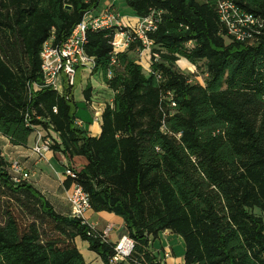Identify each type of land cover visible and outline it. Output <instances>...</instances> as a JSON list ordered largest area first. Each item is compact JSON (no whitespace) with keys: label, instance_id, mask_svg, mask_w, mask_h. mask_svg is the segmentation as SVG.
Masks as SVG:
<instances>
[{"label":"trees","instance_id":"obj_1","mask_svg":"<svg viewBox=\"0 0 264 264\" xmlns=\"http://www.w3.org/2000/svg\"><path fill=\"white\" fill-rule=\"evenodd\" d=\"M219 1L121 0L118 12L159 13L146 64L137 42L113 64L114 30L87 33L93 72L113 91L91 137L76 124L75 86L59 96L34 85L43 84L39 55L52 30L65 41L100 0H0V134L26 146L36 127L50 129L53 151L86 159L65 184L81 185L94 212L124 220L134 240L126 264H159L149 245L164 231L183 239L184 264H264V220L252 213L264 212V0H230L263 23L252 44L228 35ZM180 60L202 65L203 84L189 82ZM0 200V264H87L77 237L108 264L114 243L13 182L1 154Z\"/></svg>","mask_w":264,"mask_h":264},{"label":"built area","instance_id":"obj_2","mask_svg":"<svg viewBox=\"0 0 264 264\" xmlns=\"http://www.w3.org/2000/svg\"><path fill=\"white\" fill-rule=\"evenodd\" d=\"M115 1L117 0H109L108 3L101 6L98 13H95V10L87 11L81 21L72 29L67 39L61 43H55L54 30H52L49 39L43 43L39 55L43 84L34 85L35 88L47 87L55 91L59 96H63L65 87L72 88L75 86L78 70L88 69L92 71L94 69L95 60L87 55L85 51L87 33L89 31L114 30L110 42L113 64L118 53L127 51L136 42L139 43L137 52L140 61L150 60L154 42L149 37V34L157 30L159 13H151L145 17H140L135 25H130L124 21L125 17L114 7ZM217 13L219 21L226 28L228 35L236 41L252 44L256 34L260 33L259 29L263 26V23L257 17L245 12L230 0L219 1ZM155 56L157 57V55ZM112 75V71L108 70L107 78L111 79ZM207 76V73L203 74L204 78ZM189 82L192 83L194 81L190 78ZM203 82L200 81L202 84ZM89 105L93 111V121L101 124L104 109H101L93 102H90ZM54 112H56V109H54ZM26 118L28 119V116ZM80 123L76 119L78 126H81ZM27 126H31L29 121H27ZM50 131L52 130H45L39 127L34 130L35 141L32 151L38 158L44 157L46 153L52 150L54 138L50 135ZM10 175L15 183L26 181L29 177L16 161L10 163ZM64 176L66 179L75 180L77 170L65 165ZM71 188V193L68 196L71 206L70 216L80 219L90 228L95 229L85 219V213L90 209L89 195L81 185L75 182L71 183ZM111 229V226L107 225L103 230L99 231L104 240H108L107 236ZM133 248L134 240L128 234H122L114 243L113 253L108 258V264H126Z\"/></svg>","mask_w":264,"mask_h":264},{"label":"crops","instance_id":"obj_3","mask_svg":"<svg viewBox=\"0 0 264 264\" xmlns=\"http://www.w3.org/2000/svg\"><path fill=\"white\" fill-rule=\"evenodd\" d=\"M108 2L109 0H100L99 7L94 12L98 13L101 6ZM114 5L116 9L120 7L121 0L115 1ZM120 14L122 15V13ZM123 16L125 17L124 21L130 25H135L138 19L131 14ZM143 62L146 64L147 60H143ZM76 81L78 85L73 91V96L77 103L76 119L81 122L80 127L89 136L98 137L101 133V124L93 121V111L87 101H85L84 90L87 87L91 88V102L96 103L101 109H104L106 104L112 102L113 91L108 88L102 74L98 71L80 69L77 71L75 84ZM50 135L53 136L55 141H58V136L55 132L50 131ZM34 141L35 135L32 134L26 146L14 145L7 137L0 134V154L9 164L13 161L18 162L22 166L23 171L29 175L26 182L37 189L51 203L57 213L69 217L71 206L68 196L72 188L71 185L66 186L65 184V165L77 169L75 166V159L77 158L76 163L82 168L86 164V159L83 157L70 159L62 152L53 150L46 153L44 157L38 158L32 151ZM85 219L87 223L98 231L110 225L112 229L107 238L111 243H115L122 234L126 233L124 220L114 213L108 211L94 212L90 208L85 213ZM80 239L77 237L75 243L85 262L87 264H105L95 252L89 249V244L82 239L80 241ZM149 251L159 264H184V241L170 231L159 233L158 237L151 241Z\"/></svg>","mask_w":264,"mask_h":264},{"label":"rangeland","instance_id":"obj_4","mask_svg":"<svg viewBox=\"0 0 264 264\" xmlns=\"http://www.w3.org/2000/svg\"><path fill=\"white\" fill-rule=\"evenodd\" d=\"M119 12L122 13V15H126V14L131 13L130 9L128 7H126L125 5L122 6V8L120 9ZM177 65H178L180 70L189 74L194 82H199V83H200V81L203 82L204 77H203L202 69H201L202 65L190 67L191 66L190 64H188L186 61H182V60L179 63H177ZM77 85H78V82L76 81L75 88L77 87ZM76 162H77V158L75 159V166L77 167L76 170L80 171L81 168H80V166H78V164ZM252 213H254L255 215L261 216L264 220V212H262L258 209H254L252 211ZM2 221H3V211H2V201L0 200V222H2ZM80 241H82V240L80 239ZM80 241H78V242H80Z\"/></svg>","mask_w":264,"mask_h":264},{"label":"water","instance_id":"obj_5","mask_svg":"<svg viewBox=\"0 0 264 264\" xmlns=\"http://www.w3.org/2000/svg\"><path fill=\"white\" fill-rule=\"evenodd\" d=\"M65 8H66V9H70V6L66 5Z\"/></svg>","mask_w":264,"mask_h":264}]
</instances>
